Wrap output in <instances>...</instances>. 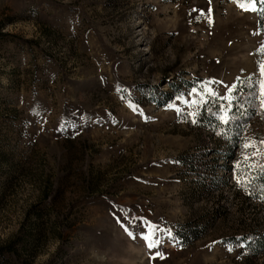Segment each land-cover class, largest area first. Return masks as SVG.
Segmentation results:
<instances>
[{"label": "rangeland", "instance_id": "rangeland-1", "mask_svg": "<svg viewBox=\"0 0 264 264\" xmlns=\"http://www.w3.org/2000/svg\"><path fill=\"white\" fill-rule=\"evenodd\" d=\"M259 10L0 0V264H264Z\"/></svg>", "mask_w": 264, "mask_h": 264}, {"label": "snow or ice", "instance_id": "snow-or-ice-1", "mask_svg": "<svg viewBox=\"0 0 264 264\" xmlns=\"http://www.w3.org/2000/svg\"><path fill=\"white\" fill-rule=\"evenodd\" d=\"M211 3V0H209ZM237 6L243 11H257V3L260 5L259 14L264 15V0H235ZM204 13H201L203 15ZM209 15V23L211 24V8L208 10ZM260 52L264 54V47L260 49ZM259 67V79L256 81H252L249 78L250 83L254 84L253 92L255 94V98L259 101V108L261 113H264V61H261L258 65ZM195 91V89L193 90ZM211 94V93H209ZM221 121L223 123H227L226 116L221 117ZM195 122V121H194ZM264 140L259 141L257 144L253 141H246L244 144V148L247 152L248 149H254L251 155L246 154L243 157L244 164L247 165L249 172L259 168L262 172H264V163H260L259 161L264 160ZM255 158V159H254ZM243 165L237 164V168H241ZM253 178L251 176L248 177L247 180H244L243 177L238 179V184H251ZM262 193H264V189H262ZM261 199L264 200V194L261 195ZM147 242V246L149 249L155 248L160 243L159 240H152V234L149 233L144 237ZM231 250V249H230ZM156 256H160V253H156ZM155 258V257H153Z\"/></svg>", "mask_w": 264, "mask_h": 264}, {"label": "trees", "instance_id": "trees-1", "mask_svg": "<svg viewBox=\"0 0 264 264\" xmlns=\"http://www.w3.org/2000/svg\"><path fill=\"white\" fill-rule=\"evenodd\" d=\"M260 178L261 180H264V172H261ZM195 232L196 230H193L191 234ZM188 235H190V233L185 234V233H181L180 231L178 232V236L181 238V240H185L184 238H188Z\"/></svg>", "mask_w": 264, "mask_h": 264}]
</instances>
